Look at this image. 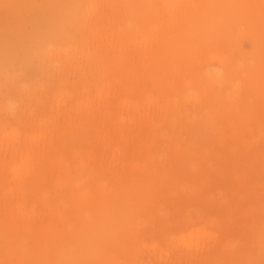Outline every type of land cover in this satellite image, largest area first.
I'll return each instance as SVG.
<instances>
[{"label": "rangeland", "instance_id": "1", "mask_svg": "<svg viewBox=\"0 0 264 264\" xmlns=\"http://www.w3.org/2000/svg\"><path fill=\"white\" fill-rule=\"evenodd\" d=\"M94 1V8L86 10L85 0H0V131L4 123L17 127L18 142L22 143L24 131L33 127L37 115L69 108L83 86L93 92V86L107 78L118 83L121 80L120 86L109 90L114 91L110 101L117 112L127 92L123 90L126 81L127 90L130 88L127 98L137 104L138 113L151 114L150 106L156 108L163 101L169 104L170 99L175 107L152 122H141L133 144L122 147L124 162H128L125 151H129L134 163L146 167L141 170L119 168L123 161L114 164L110 147L120 138L113 134V123L106 114L100 121H94L95 114L69 119L64 130L48 138L42 156L15 181L18 184L22 180L21 188L26 193L23 205L39 214L36 220L43 229L49 218L39 197L59 195L66 200L76 194L72 191H81L80 208H65L61 222L54 224L59 231L68 227L69 239L64 238L67 248L63 249L69 254L61 256L59 244L49 240L44 243L43 237L34 241L28 230L25 234L18 228L9 231L0 217V264H45L40 256L42 247L49 251L44 260L51 264H179L178 258L192 260L193 264H264V0H242L252 10L261 11L263 18L254 16L242 24L226 17L224 30L231 38H219L215 43L208 39L207 27L196 23L198 16L192 19L186 13V5L199 7L198 0H178L174 8H184L185 15L177 12L176 25L173 30L169 28L174 50L168 45L158 46L149 59L151 73L139 78L128 71V66L139 65V59L132 53L124 55L126 46L121 35L128 31L127 25L140 27L144 23L137 10L141 9L140 1ZM144 1L151 2L153 8L160 7L162 0ZM70 2L76 3V20L64 23V9ZM131 2L136 10H131ZM53 38L57 41H52L53 46L61 42L78 51L95 50L96 61L88 65L71 54L53 53L43 62L37 54L38 46ZM101 46L110 50L108 59L118 62L119 73L105 70L106 58H98ZM215 50L225 54L221 63L207 60ZM228 62L229 66H241L235 78L245 87L240 92L242 103L227 117L234 122L240 138L228 134L229 124L208 120V107L200 108L207 98L212 104L213 94H217L209 87L203 89V75L209 65L221 69ZM18 84L23 89L33 86L30 98L15 96ZM164 85L162 100L160 87ZM59 91L68 92L67 104L56 110L54 94ZM187 93L198 100L187 101ZM69 94L73 96L68 98ZM7 99L13 101L18 118L1 108ZM106 138L112 140L111 144L104 142ZM25 153H15L14 161ZM8 155L0 151V158L9 164ZM106 169L118 180L105 179ZM156 172L158 180L149 181L150 174ZM10 176L0 165L2 188L13 185ZM100 185L107 195L99 191ZM127 187L129 198L124 193ZM2 188L0 207L4 206ZM49 202L55 209H62L55 201ZM197 215L206 221L215 220L205 227L215 237L191 245L177 242L176 238L187 235L191 228L186 219L192 221ZM17 224L20 228L26 225L20 220ZM150 243H156L154 250L145 248Z\"/></svg>", "mask_w": 264, "mask_h": 264}, {"label": "bare ground", "instance_id": "2", "mask_svg": "<svg viewBox=\"0 0 264 264\" xmlns=\"http://www.w3.org/2000/svg\"><path fill=\"white\" fill-rule=\"evenodd\" d=\"M139 1L142 10L140 8L137 10H140L139 14L142 16L141 17L142 20H145L144 23H142V25H138L140 27L127 25L129 27L127 29L128 31L122 33L121 35L122 43L125 44L126 46L123 52L124 55L128 56L132 53L133 55H136L139 59L138 61L139 65L134 66L135 68H131V65L128 66L129 73H132L134 77H138V78L144 74L148 75V72L151 73L148 67L149 59L151 58V56L154 55V52L158 49V46L168 45L169 48L171 47V49L174 50L172 46L173 44L172 38L169 37V33L173 35V32L171 30L169 31V28L173 30L174 26L176 25V15L178 14L177 12L180 11L183 12L182 10H184V8H182L181 10L180 9L178 10L179 7L174 8L175 3L178 0H162L160 3V7L153 6V8H151L152 6L151 2L148 1V3H146L144 0H139ZM154 1L157 2V0ZM94 2H95L94 0H85L84 3H87V5L86 7L83 6V9L91 10V8H94L95 6ZM75 6L76 3L70 2V4H68L65 7L64 10L65 13L67 14V17L64 16L65 18L64 23L66 22L69 23L70 20L72 21L73 19L76 18ZM131 6H132V2H131ZM198 6L199 7L186 5L185 8L188 9L186 13L189 16V18L192 19L195 16H198V20H196V23L199 26L205 25L207 27L209 31V36L207 37L211 42L214 43L217 42L219 38L220 39L225 37L231 38V35L227 34L228 31L226 33L224 30V28L227 27L224 26L226 25V17H232L241 20L242 24H245L246 22L248 23L249 21H251V18H254V16L257 18H263L261 11L252 10L251 8H249L247 4H245V2H242V0L237 3H235L234 0H198ZM130 8H132L131 10H136L134 6ZM198 9L201 10V14L199 13ZM182 14L185 15V12H183ZM221 27H223V29ZM55 31L59 33L60 30L55 29ZM54 39L55 38L46 42L43 41L38 46L37 54L43 60V62L47 57H49L53 53L57 56L60 55L66 56L71 54L74 59L78 61L81 60L83 62H87L88 65H91L93 61H96L97 59L96 57L97 54H95L96 53L95 50L93 51L94 53L93 52L90 53L88 51L83 52L82 50L78 51V50H74V48L69 44H65L63 42L62 43L65 45L61 44L60 42V44L53 46L52 43L56 41ZM99 50L100 53L98 52V54L100 55L98 56V58L100 56L102 57L101 59L106 58L105 59L106 64L104 66L105 70L107 72H111L114 74L119 73L118 62H116L115 60L108 59L109 57L108 52L110 50L108 49L109 50L108 51L107 48L103 46H101ZM223 57H225V54L223 52L215 50L214 52H211L207 55V60L208 62L211 63L213 60H216L217 63H221ZM233 65L229 66V62H228L223 64L221 69L209 65L210 69L206 74L203 75L204 78L203 80H205L206 83L205 84L206 87H203V89L205 90L207 89V87H209L211 89H214L217 94H213L212 104H209L207 98L206 102L204 104L202 103L203 105H201L202 107L200 108L208 107L210 110L208 113L205 114V117L208 120L216 121L217 119H220V121L229 124L230 131L228 130L229 131L228 134L233 133L235 136L240 138L241 134L237 132L238 129L233 127L235 126L234 122L233 121L229 122L230 119L229 120L227 119V117L231 115L232 112L237 110L238 106H240V104L242 103V101H239L240 92L245 88L244 86H242V83L235 78L236 72L240 70L237 67L240 68L241 66L235 67ZM123 73H125V71ZM134 77L132 78V80L134 79ZM2 78H4V76H2ZM120 82L121 80H119L118 83L113 78L99 80V82L96 83L95 86H93V92H91V89H87L86 88L87 86L86 87L83 86L82 90L79 91V93L73 97L74 99L72 106L67 105L69 108L65 107L66 109L64 110L62 109L63 111L62 110L60 111L59 107L63 106L64 108V106H66L67 104L66 98L68 96V92L67 91L56 92L54 94V102H55L56 110L59 111H57L56 113L53 111H50L49 113L43 111L40 115H37V119L34 121L33 127L30 126L29 129H26L24 131V139L22 143L18 142L20 131L17 127H8L7 123L1 125L2 127L0 131V151H4L5 154L9 153L8 155L9 164L5 160V158L3 159L0 158V165L3 166L4 169L6 167L7 174H11L10 177L14 182L13 185L6 184V187L2 188L3 186L2 180L4 179V177L0 178V187L2 188L1 191H3L2 201L4 204L3 207H0V217L5 220L6 229L10 231L13 230L14 228H18L24 234L28 230V233L31 235V238L34 241H36L38 237H43L44 243L45 240H49V242H51L53 245L59 244L60 247L59 250H61V254H60L61 256L65 257V255L69 254V252H67L68 249L67 250L63 249L65 246L67 248V245H65L66 239L64 238H67V240L69 239V234H70L69 229L68 227H65L63 231H59L57 230L54 224L61 222V218L65 214V210H64L65 208H71L73 210L80 208L82 204L81 202L83 200V194L81 193V191H77V190L72 191L76 194L73 193L70 194L69 198L66 200L61 199L62 197L59 195H56V198L54 197V195L52 196V198L51 196L48 195H44V197L40 196L39 201L42 200L43 204L45 205L44 213L46 215L45 214L44 215L49 218L48 219L49 221L46 225V229H43L40 223H38L36 220V218H38L37 215L39 214L34 213L33 209L31 208L28 209L23 205L24 204L23 201L26 199V193H24V190L21 188L22 180L20 181L21 183L19 182L20 184L19 183L17 184L18 181L17 182L15 181L19 180L21 175H23L24 173L23 171L27 170L29 166L33 165V163H35L39 159V157L42 156L41 152L44 151L42 149L47 145L49 141L48 138H52L53 136L55 137L56 136L55 134L59 133L61 129L64 130L63 125L69 122L70 121L69 119L73 117L88 118V117H93V115L95 114L94 121L95 120L100 121L99 118L103 117L106 114L107 117L109 118L108 121H111L113 123L112 124L110 122L113 126L112 129L113 134L115 135L117 134L120 138L118 141L115 142V144H112L110 147L112 152V158L115 160L114 164H116L118 161L124 162V151L122 150V147L125 148V146L133 144L136 137L139 135L141 122L143 121L152 122L154 118L161 117L162 115H164V113L167 110H169V108H174L175 106H174V102H171L170 99L169 104L168 103L165 104L163 101V104L157 106L156 108L150 106L149 111H151V114L148 112H146V114L138 113V111H136V109L138 108L137 104L135 102L130 101L127 98V95L130 93L129 92L130 88L127 90L128 81H126L123 83V90L127 92L124 93V96L120 102L121 107H119V112H117V110L115 111L114 109L115 104L110 101V97H112L111 96L112 93L114 95V91L109 92V90L111 89V87L114 88L117 85L120 86ZM35 84H37V82L33 83L32 85ZM32 85L31 87H33ZM167 85L168 84H166V86ZM31 87L28 89L27 88L23 89L21 84H18L14 91L16 92V94L15 93L14 94L15 96L24 95L23 98L25 99L30 98L31 95L29 94V91L32 90ZM163 88H166L165 85L160 87V90L162 92V93L160 92L161 99L165 96V94L163 93L164 90ZM72 96H73L72 94H69L68 98H71ZM146 97L148 100L151 99L150 95H146ZM185 98H187L186 99L187 101H191L194 99L196 101L198 100L197 96L195 95L191 96L188 93L185 94ZM18 99H16V101ZM12 105H13V101L7 99L5 102L1 103L2 106L1 108H3L5 112H9V115L12 118H18L17 111L14 110ZM24 107L25 110L28 111L26 105ZM93 109H95V111H93L95 113L92 112ZM192 110H194V108ZM111 111L112 114L108 113ZM21 112H22L21 114H23V111ZM194 112L195 111H193V113ZM245 113L246 111L244 110L243 114ZM59 115L61 116V120H58ZM223 136H220V138L222 139ZM104 142L106 144L108 143L111 144L112 140L106 138ZM41 146L42 148L40 149ZM24 151L26 153L23 155V157L19 161H14L15 160L14 154L19 152H21L22 154ZM125 152L128 162L127 161H126L127 163L121 162L123 164H121L119 168L121 169L137 168L138 170L146 168L141 163H134L133 158L129 156L130 152L129 151H125ZM104 177L107 180L110 179H113L115 181L118 180V177L108 169L105 170ZM241 177H242V173H241ZM157 178H158V173L157 172L155 174L152 173L149 176V181L154 180V182H156L158 180ZM129 186L130 187L132 186L131 182H129ZM98 188L103 195H107V192L105 191V187L103 185H100ZM129 189L130 188L127 187L126 190L124 191L125 196L127 198H129L131 195ZM50 200L53 203L55 201V203L60 205L62 209L59 210L55 209L54 205L50 204L49 202ZM83 212H85V210ZM18 220H20L21 223L23 222V224L26 225L20 228V225L17 224ZM207 220L208 221L204 220L202 215H197L196 218L192 221L189 218H187L186 225L187 226L190 225L189 227H191L189 233L187 235L179 236L178 238H176V241L183 244L191 245L192 243L197 242L203 238H214L215 233L213 234L208 232L205 229V227L209 223L210 224L215 223V220L210 218ZM61 244H63L64 246ZM144 245L145 244H143V246ZM145 248L149 250H154L156 248V243H150L148 245H145ZM44 250H45L44 247H42V249L40 250L42 263L51 264L49 263V261L44 260V256L49 252ZM69 251L72 250L70 249ZM177 262L179 264H193L192 260H186L182 258H178Z\"/></svg>", "mask_w": 264, "mask_h": 264}]
</instances>
